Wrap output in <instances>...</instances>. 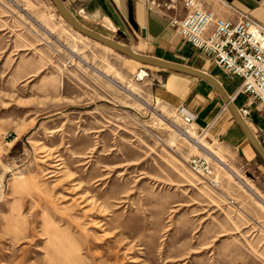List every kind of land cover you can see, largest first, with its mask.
I'll return each mask as SVG.
<instances>
[{
    "label": "rangeland",
    "instance_id": "obj_1",
    "mask_svg": "<svg viewBox=\"0 0 264 264\" xmlns=\"http://www.w3.org/2000/svg\"><path fill=\"white\" fill-rule=\"evenodd\" d=\"M167 74L0 0V264H264L263 162L185 124Z\"/></svg>",
    "mask_w": 264,
    "mask_h": 264
},
{
    "label": "crops",
    "instance_id": "obj_2",
    "mask_svg": "<svg viewBox=\"0 0 264 264\" xmlns=\"http://www.w3.org/2000/svg\"><path fill=\"white\" fill-rule=\"evenodd\" d=\"M148 1L62 0L73 17L89 29L132 46L140 53L184 64L209 74L217 80L237 109L253 104L245 119L264 147V106L239 92L242 78L230 76L211 63L207 54L185 40L170 25L169 20L174 14L183 15L184 11L181 7L177 10L163 7L150 8ZM202 1L204 6L216 16L234 19L235 15L227 6L229 5L249 13L255 21L264 25V0ZM220 1L222 4L219 3ZM163 71L169 73L164 80L162 90L163 97L168 102L173 105L184 104L195 113L193 123L199 129L209 130L229 146L243 148L248 156L251 155L245 145L246 138L242 130L225 105L221 94L210 82L176 71ZM225 109L228 112H225Z\"/></svg>",
    "mask_w": 264,
    "mask_h": 264
},
{
    "label": "built area",
    "instance_id": "obj_3",
    "mask_svg": "<svg viewBox=\"0 0 264 264\" xmlns=\"http://www.w3.org/2000/svg\"><path fill=\"white\" fill-rule=\"evenodd\" d=\"M219 3L222 4L220 1ZM150 8L163 7L177 10L181 7L182 16L174 14L169 23L185 40L209 56L211 63L230 76L242 78L239 92L264 106V25L255 21L249 13L229 6L234 19L216 16L208 10L202 0H149ZM181 120L190 124L195 113L184 104L176 107ZM245 119L249 113L247 106L238 109ZM192 171L209 175L210 164L201 156L188 160Z\"/></svg>",
    "mask_w": 264,
    "mask_h": 264
},
{
    "label": "water",
    "instance_id": "obj_4",
    "mask_svg": "<svg viewBox=\"0 0 264 264\" xmlns=\"http://www.w3.org/2000/svg\"><path fill=\"white\" fill-rule=\"evenodd\" d=\"M51 2L54 4L57 12L66 21V23L69 24L71 28L79 32L81 35L86 36L94 41L105 44L109 46L110 48H112L113 50L119 53H122L128 58L138 61L141 64L156 67V68L163 69V70H170V71H176V72L188 74L191 76L202 78L210 82V84H212V86H214L218 90V92L221 94L225 105L232 113L235 122L238 124V126L242 130L246 140L248 141V143L251 145V147L253 148L257 156L259 157V159L264 164V147L261 145L256 135L251 130L247 121L241 116L236 105L233 103L229 95L224 91V89L221 87V85L217 82L215 78L193 67L180 64V63L163 60V59L157 58L152 55L137 52L133 50L131 47H129L128 45L124 43H120L96 31H93L89 29L88 27L79 23L73 17V15L66 9L62 0H51Z\"/></svg>",
    "mask_w": 264,
    "mask_h": 264
},
{
    "label": "bare ground",
    "instance_id": "obj_5",
    "mask_svg": "<svg viewBox=\"0 0 264 264\" xmlns=\"http://www.w3.org/2000/svg\"><path fill=\"white\" fill-rule=\"evenodd\" d=\"M135 61V60H134ZM138 62V61H136ZM139 63V62H138ZM143 74V72L141 71L140 75L141 76ZM186 124V123H185ZM192 124V123H190ZM181 134L188 140L194 142L195 146L198 147V148H202L204 151H206V153L208 152V147H207V144L204 143L202 141L201 138H199L197 135H195V132H193L192 130L190 129H186V130H181ZM209 153V152H208ZM206 160V159H205ZM207 161V160H206ZM208 162V161H207ZM209 164V163H208ZM211 173V172H210ZM206 176H209V175H206Z\"/></svg>",
    "mask_w": 264,
    "mask_h": 264
}]
</instances>
